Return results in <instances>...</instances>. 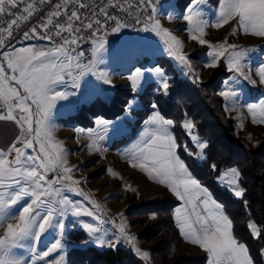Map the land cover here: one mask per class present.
<instances>
[{
	"label": "snow or ice",
	"instance_id": "snow-or-ice-1",
	"mask_svg": "<svg viewBox=\"0 0 264 264\" xmlns=\"http://www.w3.org/2000/svg\"><path fill=\"white\" fill-rule=\"evenodd\" d=\"M51 3L52 0H0V15L14 17L7 22L6 27H0V122H13L19 128L15 139L6 148H0V229H3L0 234V264H25L24 258L17 255V250H27L30 257L27 264H35L37 260L49 257L50 264H62L64 256L53 254L60 253L64 247L66 221L69 217L82 216L96 221L95 224L85 223L84 228L101 247H115L127 242L143 261L150 262V252L137 246V238L129 235L128 225L122 216L111 219L116 232L111 238H104L106 230L103 226L109 221L101 212L102 205L91 199L83 189L76 187L84 181L75 179L74 173L79 169L68 166L69 153L64 141L55 138L51 125V115L57 102L67 100L70 95L67 91L59 90L60 85L70 80L71 87L78 89L86 75L96 77L105 85H112L108 71L101 67L107 41L99 33L107 25L98 18L81 17L78 10L68 9L67 6L73 3L77 9L85 8L83 0H64L63 5H54L55 10L49 11L43 22L23 33L22 39L49 41L53 45L51 48L14 47L7 43L14 35V26L19 27L21 22H26L39 12L40 4ZM203 3L204 0H195L184 19L191 26L189 38L209 49L204 53L209 58L204 67L216 69L224 60L229 72L255 85L257 80L253 79L250 70H245L244 50H238L236 44L228 43L227 40L213 44L204 37L207 27L219 29L236 20L237 28L232 35L242 31L246 35L264 38V0H222L215 25H209L203 18L199 7ZM153 4L154 0H137L136 7L149 11V15L143 20L137 17L136 23H142L144 31L155 32L161 37L169 55L199 81V75L192 68L191 58L183 52L184 42L155 17V7L149 8ZM111 7L127 11L119 0H114ZM12 9L17 11L13 12ZM99 12L105 20L114 22L111 28L113 33H119L127 27L120 18L109 15L105 8H100ZM61 16L66 17L63 23L59 22ZM167 19L172 22L174 18L169 15ZM76 22H80L79 25ZM85 28L92 30L94 36V47L87 62L83 59L84 52L73 47L84 39L79 33ZM65 33L68 35L65 36ZM57 37L60 42L56 40ZM8 47H11L10 51L6 50ZM146 73L158 75L159 89L167 94L169 80L160 67L136 69L135 74L129 76L132 88L137 91L140 89ZM257 75L259 83L264 84V64L259 67ZM219 95L226 101H234L238 97L231 87ZM133 103H130L129 108ZM151 107L154 114L146 123L153 130L146 131L144 142L128 154L130 167L146 173L149 180L166 187L184 201L183 207L175 210V223L185 242L198 246L207 254L210 258L208 264H255L250 247L234 234V222L224 207L213 198L206 186L193 177L188 165L178 154V149L183 147L189 155L203 158L204 150L209 147L208 142L201 140L194 131L196 125L193 121H184L181 127L195 142L197 149V152L188 151L187 146L179 144L169 131L170 127L175 126L174 121L164 118L157 110L158 105L152 104ZM248 110L252 114V123L264 125V99L258 105H248ZM95 124L98 126L95 135L103 140L101 133L107 132L108 122L98 118ZM75 131L78 133L75 137L77 140L85 134L88 137L93 135L92 129ZM85 147L99 150L100 146L94 139ZM212 168L216 170V165L213 164ZM106 171L113 177L117 176L111 169ZM217 179L226 182L236 197L245 196L246 190L240 184L241 172L238 168L224 170ZM125 187L131 190L130 186ZM67 192L83 196L92 207H81L68 198ZM249 228L254 238L261 237L262 229L255 222L250 223ZM45 235H52L53 240L46 248L40 249ZM259 254L264 255V248L260 249Z\"/></svg>",
	"mask_w": 264,
	"mask_h": 264
},
{
	"label": "rangeland",
	"instance_id": "rangeland-1",
	"mask_svg": "<svg viewBox=\"0 0 264 264\" xmlns=\"http://www.w3.org/2000/svg\"><path fill=\"white\" fill-rule=\"evenodd\" d=\"M194 3L195 0H166L155 7L156 12L154 15L161 21L165 28L172 31L178 39L184 42L185 47L183 52L191 58L192 68L195 69L196 73L199 75V81H197L186 69L182 68L178 61L169 55L161 37L157 36L155 32L144 31L142 34L129 37L123 30L119 33H114L108 38H104L107 41V45L106 50L102 53L104 63L101 67L108 71L112 79V85H105L96 77L86 75L81 81L80 88L73 89L71 87V81L69 80L68 83L59 86V90L70 93L69 98L67 100L58 101L51 115V125L54 129V136L57 140L64 141V147L69 153L68 166L78 168L79 171L74 173L75 179L84 181L76 187L83 189L91 199L100 203L102 205L101 212L104 213L105 216H111V214L119 215V217L122 216L124 222L128 225L127 231L129 235H133L137 238V246L143 251H149L151 247L156 246L159 242V239L151 241H140V239H138L139 233H142L146 228L151 227L149 230L156 229L153 225L157 216L156 214H150L146 217V215L137 214L136 211L131 212L130 208H135L143 202L146 203L154 200L162 193V195L168 196L176 202L172 205L171 217L180 241L177 246L178 250H192L199 254H206L198 246H193L185 242L175 223V210L183 207L184 201L179 200V198L166 187L149 180L146 173H142L138 169L130 167L128 163V154L130 151L144 142L146 131L153 130L152 127L146 123L150 116L154 114V110L149 106L150 103L151 105H158L157 110L160 114L164 118L169 119L161 111L159 102L164 101H158L159 96H163L169 100L168 96L171 88L178 87L181 84L194 86L195 84L207 82L214 70L223 67V71L227 74L222 79L219 93L226 90L228 87L233 88L238 93V97L234 101H226L218 93V96L223 99V109L227 118L234 122L235 135L255 142L256 140L253 137L255 131L264 128V125L252 123V114L248 110V105H258L259 101L264 99V84L259 83V77L257 75L259 67L264 64V38L260 37V39H255L254 37L257 36L246 35L242 31H237L235 35H232L233 31L237 28L236 20L231 21L226 26L219 29L214 26L207 27L204 37V39L213 44L227 40L228 43L236 44L238 50H244L246 53V59L244 61L245 70L251 71L253 79L257 80L255 85L243 81L236 77L235 73L229 72L226 67V61L224 60L221 61L218 68L206 69L204 63L209 58L206 57L204 53L209 51V49L207 46H201L198 42L189 38L191 34L189 29L191 26L188 25L187 21L184 19L187 10L192 7ZM220 3H222V0L218 2L204 0V3L199 6L204 14L203 18L209 22V25H215L217 22ZM147 15H149V13ZM169 15L174 18L172 22H169L167 19ZM19 47L51 48L52 46L48 43H29ZM84 54V62H87L91 52L85 51ZM154 67L163 69L169 80L170 86L167 94H164L159 89L158 81L160 78L156 74L146 73L140 89L138 91L134 90L131 86L129 76L134 75L136 69L144 70ZM150 84H155L151 90L148 89ZM121 91L122 94H120ZM116 95H118L119 101H127L125 107H122L123 113L117 117L98 116L92 121L90 119L91 113L88 112L87 109L93 103H97L101 106V109L107 106V108L103 110L105 113L112 112V109L118 107V104H113L112 102ZM131 102L134 103L131 108H129ZM164 103L168 102L165 101ZM149 107H151L150 112L147 117L143 119L142 116L145 112H148L147 109ZM98 118L108 122L107 132L101 133L104 137L103 140H100L95 135L98 129L95 121ZM257 118L259 119V112H257ZM90 120L91 125L87 123V121ZM189 120L192 121L190 118L185 117L183 122ZM86 123L87 125H85ZM76 129H92L93 135L88 137L87 134H85L77 140L75 139L78 135L75 131ZM169 131L175 135L179 144L186 145L180 143L173 127H170ZM194 131L197 133L196 128ZM187 138L194 145L192 149L187 147L188 151L197 152L195 142L192 141L188 135ZM94 139L100 146L99 150H92L89 147H85V145H89ZM200 139L203 140L201 137ZM183 151L193 159L196 165H202L206 159L205 150L203 158L189 155L183 147L178 149V154L188 165L193 177L198 179L211 191L213 198L224 207V210L226 204L219 198V189H226L229 193V198L240 199L234 195V192L226 185V182L218 181V176L216 178L212 177L211 179H201L197 176L187 163ZM198 155L197 153V156ZM106 169H111L116 172L117 176L113 177ZM125 185L130 186L131 190L125 187ZM66 195L69 199L75 201L83 208L92 207L83 196L76 195L73 192H67ZM121 197L122 199H120ZM85 223L95 224L96 221L87 216L79 218L69 217L66 221L67 226L63 241L64 247L60 253L53 254V256H64L62 264H69V252L73 247L85 248L94 246L100 250H107L115 249L118 246H124L136 254L133 247L127 242H122L115 247H101L89 237L84 228ZM250 223H253V221ZM103 227L106 230L104 234L106 240L111 238L112 234L116 232V228L108 223ZM77 232L85 233L87 238L85 242L78 244L69 238ZM2 233L3 229H0V234ZM52 240V235H45L42 237L39 248H46ZM17 255L23 257L25 264H27L30 258L27 250H17ZM136 256L141 259L137 254ZM209 259L208 257L206 264H208ZM50 261L51 257L45 258V260H37L35 264H50ZM145 263L150 264L151 260Z\"/></svg>",
	"mask_w": 264,
	"mask_h": 264
},
{
	"label": "trees",
	"instance_id": "trees-1",
	"mask_svg": "<svg viewBox=\"0 0 264 264\" xmlns=\"http://www.w3.org/2000/svg\"><path fill=\"white\" fill-rule=\"evenodd\" d=\"M226 74L223 67H219L213 71L207 82L194 86L181 84L170 89L169 100L159 96L158 101L168 102H159L160 108L167 118L174 121L173 130L180 143L186 144L191 149L194 146L181 127L185 117L195 123L198 135L208 142L209 147L205 149L206 159L202 165H196L183 151L187 163L197 176L201 179L216 178L224 169L232 167L238 168L241 172L240 184L246 190L245 196L240 199L229 198L226 189H219V198L226 204L225 211L234 222V234L250 247V254L255 264H264V255L259 254L260 249L264 248V128L255 131L253 136L255 142L235 135L234 122L227 118L223 109V99L218 96L222 79ZM154 85L150 84L148 89L151 90ZM112 102L118 104V107L109 113L103 111L107 106L101 109L99 104L93 103L87 109L91 113L90 119L93 121L98 116H120L123 113L122 107H125L127 101H119L116 95ZM150 108L143 114V119L147 117ZM91 120L87 121L89 125ZM213 164L216 165V170H213ZM175 203L174 200L160 193L158 198L130 208L131 212L136 211L137 214L146 217L150 214L157 216L153 225L156 229L146 228L138 235L140 241L159 239L158 244L149 249L150 264H206L207 254L178 250L180 241L171 217L172 205ZM251 221L262 229L259 239L254 238L249 231L248 224ZM69 238L78 244L87 239L83 232H77ZM69 264L149 263L139 259L132 250L124 246L107 250L88 246L73 247L69 252Z\"/></svg>",
	"mask_w": 264,
	"mask_h": 264
},
{
	"label": "built area",
	"instance_id": "built-area-1",
	"mask_svg": "<svg viewBox=\"0 0 264 264\" xmlns=\"http://www.w3.org/2000/svg\"><path fill=\"white\" fill-rule=\"evenodd\" d=\"M162 0H154V4L149 6L156 7L159 5V3ZM114 2V0H83V3L86 5L85 8L77 9V6L75 3L69 4L67 7L70 11L72 10H78L81 17H89L90 19H100L103 23L107 25V28H102L100 31V35H103V38H108L114 33L111 31V28L114 27V22L111 20H105V17L102 13L99 12L100 8H105V10L108 12L109 15H114L120 18L127 27L123 28L121 31H125L129 37H134L136 35L142 34L144 32L143 27L144 25L142 23L137 24L136 18L139 17L141 20L144 19V17L147 16L149 11H143L142 7H136L137 0H119V3L124 6L127 11H121L119 7L113 8L111 7V3ZM56 3L64 4V0H52L51 4H40L39 9L40 11L33 15V17L29 18L26 22H21L19 27L13 28L14 35L11 38L10 41L7 43L14 47H19L24 44H37V43H48L49 45L53 46L49 41H41L39 39H32V40H24L22 39L23 33L27 31L30 27L34 26L37 23L43 22V18L46 16V14L49 11L55 10L54 5ZM132 5L131 8H129V5ZM13 12H16V9H12ZM14 17L6 16V15H0V27H6L7 22ZM54 20L57 18H53ZM66 17L61 16L59 18V22L63 23L65 22ZM80 22H76V25H79ZM95 28V25H94ZM107 33L104 35V33ZM65 36L68 34L65 33ZM80 36H83L84 39L78 42L77 46H73L76 48L77 51H83V52H91L92 48L94 47L92 41L94 39V36L92 35V30L84 29L81 33H79ZM56 40L60 42V38L57 37ZM6 50H11V47H8ZM106 219H108V224L112 225L111 219L119 218V215H113L111 216H105ZM114 227V226H113Z\"/></svg>",
	"mask_w": 264,
	"mask_h": 264
},
{
	"label": "crops",
	"instance_id": "crops-1",
	"mask_svg": "<svg viewBox=\"0 0 264 264\" xmlns=\"http://www.w3.org/2000/svg\"><path fill=\"white\" fill-rule=\"evenodd\" d=\"M254 38L260 39V37ZM18 134L19 128L13 122H0V148H6Z\"/></svg>",
	"mask_w": 264,
	"mask_h": 264
},
{
	"label": "bare ground",
	"instance_id": "bare-ground-1",
	"mask_svg": "<svg viewBox=\"0 0 264 264\" xmlns=\"http://www.w3.org/2000/svg\"><path fill=\"white\" fill-rule=\"evenodd\" d=\"M163 1H166V0H162L161 2H163ZM161 2H160V3H161Z\"/></svg>",
	"mask_w": 264,
	"mask_h": 264
}]
</instances>
